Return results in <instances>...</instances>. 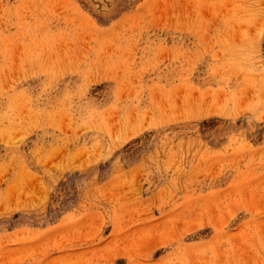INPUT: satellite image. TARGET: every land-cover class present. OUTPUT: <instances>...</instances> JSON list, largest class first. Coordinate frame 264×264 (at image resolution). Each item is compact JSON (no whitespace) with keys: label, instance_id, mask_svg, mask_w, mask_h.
Wrapping results in <instances>:
<instances>
[{"label":"rangeland","instance_id":"1","mask_svg":"<svg viewBox=\"0 0 264 264\" xmlns=\"http://www.w3.org/2000/svg\"><path fill=\"white\" fill-rule=\"evenodd\" d=\"M0 264H264V0H0Z\"/></svg>","mask_w":264,"mask_h":264}]
</instances>
